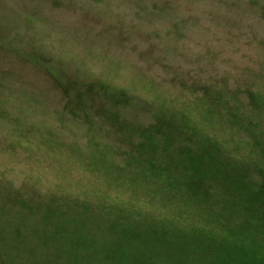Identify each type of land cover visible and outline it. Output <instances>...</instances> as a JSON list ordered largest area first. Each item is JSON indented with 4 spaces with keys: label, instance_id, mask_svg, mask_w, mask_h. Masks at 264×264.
Masks as SVG:
<instances>
[{
    "label": "rangeland",
    "instance_id": "obj_1",
    "mask_svg": "<svg viewBox=\"0 0 264 264\" xmlns=\"http://www.w3.org/2000/svg\"><path fill=\"white\" fill-rule=\"evenodd\" d=\"M259 5L264 0H0V264H108L109 208L145 231L162 221L186 233L206 225L160 189L183 190L189 179L177 164L196 156L198 174L215 162L208 181L221 195L222 164L186 145L188 135L178 140L174 128L213 137L212 127L214 142L238 146L220 160L243 171L244 141L227 122L207 119L201 93L189 86L264 75ZM110 88L127 104L110 106ZM159 109L171 114L162 126L172 144L157 137L156 148L141 132ZM138 148L144 164L154 161L156 176L174 184L144 176Z\"/></svg>",
    "mask_w": 264,
    "mask_h": 264
},
{
    "label": "trees",
    "instance_id": "obj_2",
    "mask_svg": "<svg viewBox=\"0 0 264 264\" xmlns=\"http://www.w3.org/2000/svg\"><path fill=\"white\" fill-rule=\"evenodd\" d=\"M259 12L260 18L264 21L262 5L261 7L259 5ZM262 56L264 62V43ZM260 65L264 69V63ZM0 72L5 74L1 67ZM253 76L250 83L243 85L238 81L229 83L227 78L221 77L211 78L209 81L207 79L205 82H193L189 86L192 93H201L194 94L199 95L200 103L205 107L206 118L211 117L212 121L225 124L227 122L238 134V138L244 141L238 144L241 147L243 143V147L249 149L247 157L238 158L245 160L241 162L244 165L243 171L234 170L229 163L230 160H220L218 153L224 152L231 156L230 154L234 153L233 149H237L238 146L235 142L232 144L234 146L229 144L231 149H228L224 142L217 139L214 142L217 136L214 135L215 130L212 127L213 137L207 134L200 135L196 129L188 127L183 119L179 121L187 126L186 131L179 126L177 129L174 128L178 140L183 141L181 137L188 135L189 138L183 141L186 145L196 147V152L199 151L207 155L206 158L211 157L222 164L223 174L219 177V187L223 188L221 195L219 193L214 195L217 188L210 190L212 183L208 181L216 173L212 169V164L215 162L206 160L203 164L205 167L199 168L204 170L209 167V170H202L198 174L194 164L201 162L190 161L191 158H197L196 156H191L190 160L187 159L188 162L185 161L186 158H181L177 164L180 166L178 167L180 175L189 179L184 184L183 190L173 193V190L160 189L171 192L172 201L177 199L176 204L179 203L178 199H183L188 207L196 209L197 214L206 221V225L203 224L186 233L162 221L158 227H155L156 229L149 228L145 231L144 227L140 226L141 223L121 216L120 213H124L123 211L112 213V209L109 208L108 225L104 226L108 234V255H105L108 264H264V75L255 73ZM260 81L262 84L259 83ZM177 89L186 88L180 85ZM108 91L116 93L115 98L112 95L114 99L111 100L110 106L127 104L123 97H118L119 93L124 96L123 92L114 88ZM170 115L168 111L160 109L153 113L152 117H149L148 125L142 128V143L145 138L157 148L159 143L155 142L159 141L158 137L162 140L161 143L172 144L170 136L172 130L164 131L165 126H162L164 118ZM132 118L134 120V116ZM142 143L140 142L138 146L140 147ZM141 151V148H138L135 154L138 163L143 162L141 171L147 173L143 175L160 185L174 184L166 180L165 175L161 174L157 177V173L151 170L154 161L144 164L141 155L143 151ZM177 155L184 157L180 150ZM234 166L238 167L235 164ZM184 178L182 180L178 175L177 181H184ZM132 180L136 178L133 177ZM204 181L206 183H203ZM78 218L83 219L80 216ZM96 218L97 215H94L93 219ZM142 229L144 230L140 233Z\"/></svg>",
    "mask_w": 264,
    "mask_h": 264
}]
</instances>
